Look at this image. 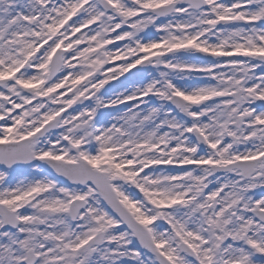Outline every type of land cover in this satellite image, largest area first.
<instances>
[{
    "label": "snow or ice",
    "instance_id": "1",
    "mask_svg": "<svg viewBox=\"0 0 264 264\" xmlns=\"http://www.w3.org/2000/svg\"><path fill=\"white\" fill-rule=\"evenodd\" d=\"M0 264H264V0H0Z\"/></svg>",
    "mask_w": 264,
    "mask_h": 264
},
{
    "label": "bare ground",
    "instance_id": "2",
    "mask_svg": "<svg viewBox=\"0 0 264 264\" xmlns=\"http://www.w3.org/2000/svg\"><path fill=\"white\" fill-rule=\"evenodd\" d=\"M222 59H232V58H222ZM117 63H119V62H117ZM115 83H118V82H115Z\"/></svg>",
    "mask_w": 264,
    "mask_h": 264
}]
</instances>
